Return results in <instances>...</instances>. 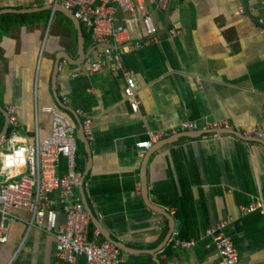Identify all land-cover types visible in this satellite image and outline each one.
Instances as JSON below:
<instances>
[{"label":"crops","instance_id":"1","mask_svg":"<svg viewBox=\"0 0 264 264\" xmlns=\"http://www.w3.org/2000/svg\"><path fill=\"white\" fill-rule=\"evenodd\" d=\"M242 2L248 18L237 14ZM145 4L157 39L126 53L122 69L109 63L74 78L73 69L84 63L71 66L63 59L79 58L72 21L43 0H0V136L2 110L12 107L28 144L50 135L52 117L40 109L58 107L57 99L78 138L77 119L90 120V146L79 141L76 165L91 214L80 183L78 194L90 237L97 232V243L110 242L106 236L118 243L122 264H222L206 232L229 219L226 235L240 264H264V212L241 213L264 203V3L172 0L163 11L150 0ZM127 17L116 13L120 23ZM81 27L87 59L97 60L105 46ZM130 29L129 46L150 39L144 28ZM127 74L136 81L138 113L125 99ZM185 122L199 130L179 133ZM214 123L227 128L199 134ZM12 130L9 122L4 136ZM160 131L175 135L140 155L137 144ZM66 172L62 161L61 174ZM15 216L8 241L0 242V264H68L59 260L50 233L32 230L24 243L27 227L19 219L26 214ZM64 223L58 209L57 227ZM74 264L87 262L78 257Z\"/></svg>","mask_w":264,"mask_h":264},{"label":"built area","instance_id":"2","mask_svg":"<svg viewBox=\"0 0 264 264\" xmlns=\"http://www.w3.org/2000/svg\"><path fill=\"white\" fill-rule=\"evenodd\" d=\"M45 5L72 11L76 20L90 33L91 40L97 45H106L97 60L87 59L82 67L72 71V77L87 76L104 70L109 63L112 69H122V59L126 53L138 49L141 45L157 39L158 30L152 16L147 11L146 0H43ZM159 10H166L172 0H150ZM264 3V0H262ZM117 11L128 15L121 21L116 18ZM55 12V11H54ZM53 12V13H54ZM237 14L248 18L249 10L244 2L237 8ZM262 24V23H261ZM130 28H144L150 39L129 46ZM264 34V27L261 28ZM176 36L177 31L170 30ZM67 64L66 61H63ZM60 70L61 67H58ZM125 99L133 113L139 112V100L136 93V81L127 74ZM66 102V99L63 100ZM41 112L52 117L50 135L43 141L38 137L33 144L24 142L18 132V111L9 109V122L13 126L10 136L0 138V242L6 243L15 213L23 212L26 218L19 219L29 232L38 230L54 235L57 241L59 260L74 264L78 257L85 258L87 264H122L120 249L107 241L97 243L96 237H90V218L82 204L78 188L80 175L77 172V151L79 138L77 126L56 106H44ZM81 113L79 112L78 115ZM82 127L86 137L90 134V120L85 119ZM179 133L196 132V123L185 122L180 125ZM227 126L214 123L208 131H219ZM175 133L156 132L149 141L137 144L140 155ZM258 137L262 135L257 133ZM62 161L66 162L67 172L61 174ZM264 203L255 202L242 207V214L264 212ZM58 209L65 216V223L57 227ZM231 219L217 224L206 232L214 238L216 249L222 264H240V257L230 237L226 235ZM174 237H177L175 232ZM22 243L20 249L23 248ZM189 248L191 243H179Z\"/></svg>","mask_w":264,"mask_h":264},{"label":"water","instance_id":"3","mask_svg":"<svg viewBox=\"0 0 264 264\" xmlns=\"http://www.w3.org/2000/svg\"><path fill=\"white\" fill-rule=\"evenodd\" d=\"M47 9H49L50 11L52 12H59V13H62L64 14L68 19H70L72 21V23L75 25L77 31L79 32V58L76 59V60H73L71 59V57H69L67 54H65L63 56V59L66 60L69 65L71 66H80L82 65L83 63H85V61L87 60V58L89 57L88 53H85V50H84V37H83V32H82V27H81V24L78 20L75 19L72 11L70 10H66L64 8H61V7H58V8H53L51 6H48ZM106 47V45H104ZM59 62H60V59H58V61L56 62V66H55V75H56V71H57V68L59 66ZM57 106L60 107V108H63L64 106L60 103L59 99H57ZM3 114H4V117L6 119V124H5V127H4V130H3V133L2 135L0 136L3 137L6 132L8 131V127H9V115L7 113V111H4L2 110ZM77 123L79 125V140L80 142L85 146L86 149H89V141L84 133V130H83V127H82V123H81V120L80 119H77ZM205 133H210L209 131H206V132H199L200 135L202 134H205ZM147 159H148V156H147ZM83 183H84V178L81 179V182H80V191H81V194H82V197H83V203L87 206L88 208V205H87V202H86V196H85V193H84V188H83ZM146 188V186H145ZM89 211V213L91 214L90 212V209L88 208L87 209ZM93 222L95 221L93 218H92ZM107 240L110 241V243L116 245L118 248H120V246L118 245V243H115L113 242V240L111 238H109L108 236H106Z\"/></svg>","mask_w":264,"mask_h":264},{"label":"trees","instance_id":"4","mask_svg":"<svg viewBox=\"0 0 264 264\" xmlns=\"http://www.w3.org/2000/svg\"><path fill=\"white\" fill-rule=\"evenodd\" d=\"M2 117V115L0 114V118ZM2 127H3V124L1 125V127H0V132H1V130H2Z\"/></svg>","mask_w":264,"mask_h":264}]
</instances>
